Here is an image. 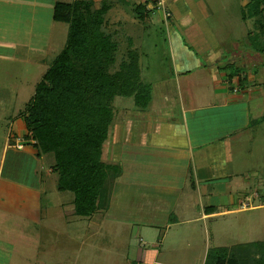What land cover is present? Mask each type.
<instances>
[{
  "label": "crops",
  "instance_id": "obj_1",
  "mask_svg": "<svg viewBox=\"0 0 264 264\" xmlns=\"http://www.w3.org/2000/svg\"><path fill=\"white\" fill-rule=\"evenodd\" d=\"M77 1L89 0H0V43L45 52L59 23L55 5ZM91 1L96 9L109 4L107 31L119 51L138 54L147 104L115 97L102 160L120 174L108 207L90 216L76 214L70 191L58 188L54 160L37 156L18 113L0 150V264H122L137 240L148 244L138 251L146 263L163 264L161 249L149 251L155 240L160 248L186 246L180 251L189 255L207 238L208 221L229 212L221 205L232 196L236 150L248 137L257 141L264 126V0L258 8L253 0H170L168 17L152 11L154 0ZM229 65L243 70L244 88L237 77L229 81ZM118 98L133 100L117 106ZM71 214L115 236L72 238ZM124 243L128 249L111 247Z\"/></svg>",
  "mask_w": 264,
  "mask_h": 264
},
{
  "label": "trees",
  "instance_id": "obj_2",
  "mask_svg": "<svg viewBox=\"0 0 264 264\" xmlns=\"http://www.w3.org/2000/svg\"><path fill=\"white\" fill-rule=\"evenodd\" d=\"M252 3L258 8L261 1ZM109 7L104 3L96 9L91 0L55 5L53 20L69 26L66 45L20 113L28 135L35 141L37 156L53 157L58 188L74 194L79 216L108 207L113 182L120 174L117 166L102 160L115 97L134 96L141 107L149 97V88L140 79L136 52H123L119 71L110 72L120 49L107 31ZM224 71L229 72L230 82L237 77L238 85L244 88L247 78L241 76L242 69L229 65ZM250 246L264 251V242ZM234 248H215L206 264H241ZM254 262L264 264V258Z\"/></svg>",
  "mask_w": 264,
  "mask_h": 264
},
{
  "label": "rangeland",
  "instance_id": "obj_3",
  "mask_svg": "<svg viewBox=\"0 0 264 264\" xmlns=\"http://www.w3.org/2000/svg\"><path fill=\"white\" fill-rule=\"evenodd\" d=\"M68 31L67 24L58 23L55 25L52 33L48 36L51 48H47L45 52L30 51L24 49L25 47L19 48V46L16 48L9 42L3 43V45L0 43V150L6 139L8 127L14 123L18 113L22 112L26 104L30 102L37 84L64 49ZM153 37L158 49L163 50L162 41L157 37V33ZM152 41V37L148 38L146 40L147 45L154 42ZM52 46L55 47L52 48ZM124 55L125 53H118L115 63L110 68L111 73L119 71ZM144 76L146 77V74ZM132 100L118 98L115 105L130 106ZM253 130L257 131L258 129H252V133ZM257 132V141L248 137L244 143H241L242 146L236 150L238 156L235 157V162L237 163L236 171L238 170V172L236 173L238 174L231 179L229 184L232 188V196L229 201L226 197L223 198V203L220 201L223 204L221 205L223 206L222 210H229V212L208 221L206 224L207 238L205 236L200 238V242L192 246L189 255L180 251L181 248L186 249V246H170L164 243L163 247L160 248L159 243L156 240L153 241L149 251L153 256H157L161 249L162 254L158 261H162L163 264H206L208 254L215 248L231 249L234 247L241 264H255L254 259L264 258V251L250 246L252 243L264 242V207L261 209V205H264V126ZM25 140L29 141L31 145L35 143L28 133ZM48 158L53 159L51 155ZM46 166L44 164V169ZM52 179L54 180L53 188H56V177ZM69 195L71 199L74 197L71 191ZM245 204L247 208H245ZM87 218H80L71 214L70 232L72 238L80 236H100L105 240L113 238V234L109 232L110 227L106 226L107 228L104 227L101 232H96V227L88 224ZM202 234H204V229ZM133 246L135 248L131 258L128 259L129 261L120 258V263L151 264L141 260L138 254L139 250L148 251L146 250L148 244L144 249L140 248L137 240ZM111 247L128 249L126 243ZM172 247L178 248L174 252H168V249H172ZM71 250L73 256L76 253L75 245H71Z\"/></svg>",
  "mask_w": 264,
  "mask_h": 264
},
{
  "label": "built area",
  "instance_id": "obj_4",
  "mask_svg": "<svg viewBox=\"0 0 264 264\" xmlns=\"http://www.w3.org/2000/svg\"><path fill=\"white\" fill-rule=\"evenodd\" d=\"M170 0H154L153 10L162 11L167 17L170 16V10L168 9V4ZM18 148H22L23 146L18 144ZM247 208V205H244Z\"/></svg>",
  "mask_w": 264,
  "mask_h": 264
}]
</instances>
